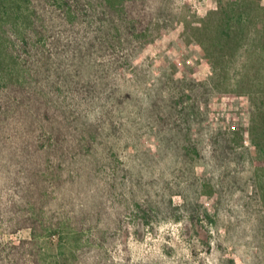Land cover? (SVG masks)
<instances>
[{
	"label": "rangeland",
	"instance_id": "1",
	"mask_svg": "<svg viewBox=\"0 0 264 264\" xmlns=\"http://www.w3.org/2000/svg\"><path fill=\"white\" fill-rule=\"evenodd\" d=\"M2 1L0 264H264V160L210 142L264 96V11L212 86L216 0Z\"/></svg>",
	"mask_w": 264,
	"mask_h": 264
},
{
	"label": "trees",
	"instance_id": "2",
	"mask_svg": "<svg viewBox=\"0 0 264 264\" xmlns=\"http://www.w3.org/2000/svg\"><path fill=\"white\" fill-rule=\"evenodd\" d=\"M74 6L79 4L80 0H74ZM101 2L102 7H104V12H112L114 10L125 9L127 6L134 7L138 3H141L143 6H148L147 9L141 11V15L144 12L143 22L149 20L148 14L145 12L150 9L151 6L148 2L151 0H98ZM61 7L68 6L69 10L71 9V4L68 0H60ZM4 2L0 0V8H3ZM80 5V4H79ZM255 11H264V6L257 1L250 0H216L215 7L210 11L207 16L203 19L201 27L194 28L195 36H205L206 33L213 34L214 40L217 42L213 46L211 45L207 52L212 55L213 64L211 66L213 76H210V79L213 81L212 86H218L216 84V78H223L226 75V68H222L220 64L226 62L228 54H231L230 51L226 54L224 47L230 46L241 37V33H244L246 26L251 23L250 9ZM126 8L123 13H129L130 10ZM135 9V7H134ZM261 10V11H260ZM216 20L215 24H212V20ZM255 26H258L261 23H264V17L261 14H257L255 19H253ZM259 29V28H258ZM137 34V33H136ZM197 38V37H195ZM200 44L201 40L199 41ZM264 49V42L260 45ZM249 120L247 123L236 124L233 121H229L226 128L220 129L214 136H217L213 139H210L212 142L211 154L220 158L226 157L229 159L231 154L239 150L244 151H255L256 156L261 162L264 160V96L258 97V99L253 103L252 109L249 110ZM172 118L175 121H172L175 125H180V121H176L177 117ZM178 129V128H177ZM173 131H177L176 128ZM200 131L193 132L192 136L188 137L186 142L182 147V155L186 159H201L206 157L204 154L205 149L202 146H205L203 142H200L197 139V135ZM220 133V134H219ZM219 135V136H218ZM216 153V154H215ZM247 152L240 153V156H244ZM248 154H251L248 152ZM207 182V181H206ZM252 199L259 201L258 190L255 187L252 196H249ZM194 213L197 216L202 214L208 216L207 210L200 211L199 208H195Z\"/></svg>",
	"mask_w": 264,
	"mask_h": 264
}]
</instances>
